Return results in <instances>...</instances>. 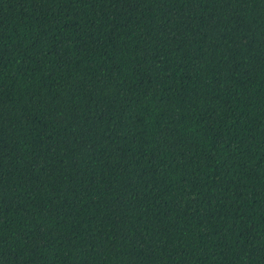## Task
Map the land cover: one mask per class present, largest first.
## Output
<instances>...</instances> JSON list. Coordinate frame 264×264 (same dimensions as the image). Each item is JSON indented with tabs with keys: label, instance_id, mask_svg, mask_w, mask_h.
<instances>
[{
	"label": "trees",
	"instance_id": "obj_1",
	"mask_svg": "<svg viewBox=\"0 0 264 264\" xmlns=\"http://www.w3.org/2000/svg\"><path fill=\"white\" fill-rule=\"evenodd\" d=\"M0 264H264V0H0Z\"/></svg>",
	"mask_w": 264,
	"mask_h": 264
}]
</instances>
